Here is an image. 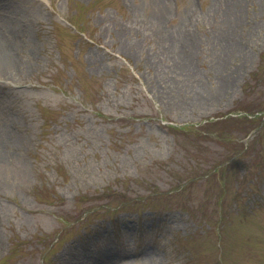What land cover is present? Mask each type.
Instances as JSON below:
<instances>
[{
	"label": "rangeland",
	"instance_id": "rangeland-1",
	"mask_svg": "<svg viewBox=\"0 0 264 264\" xmlns=\"http://www.w3.org/2000/svg\"><path fill=\"white\" fill-rule=\"evenodd\" d=\"M22 3L0 264H264V0Z\"/></svg>",
	"mask_w": 264,
	"mask_h": 264
},
{
	"label": "bare ground",
	"instance_id": "bare-ground-1",
	"mask_svg": "<svg viewBox=\"0 0 264 264\" xmlns=\"http://www.w3.org/2000/svg\"><path fill=\"white\" fill-rule=\"evenodd\" d=\"M23 0H0V6H14L11 14L4 13L1 17L2 11L0 8V93L4 87L11 85L14 80L15 62L18 60L15 57L17 51V34L18 29L21 27L19 22L23 20L22 7ZM9 16V17H8ZM189 60L192 57L194 51V43L189 45ZM3 130H0V134ZM2 135H0V138ZM12 141L11 144L17 145L15 138H9ZM6 145L4 141L0 140V176L5 173L7 167V161L11 154L5 151ZM101 257H96V260L100 262Z\"/></svg>",
	"mask_w": 264,
	"mask_h": 264
}]
</instances>
